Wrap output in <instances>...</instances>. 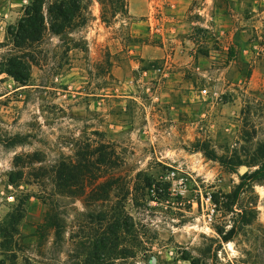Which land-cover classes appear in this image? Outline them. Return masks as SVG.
Wrapping results in <instances>:
<instances>
[{"label":"rangeland","instance_id":"1","mask_svg":"<svg viewBox=\"0 0 264 264\" xmlns=\"http://www.w3.org/2000/svg\"><path fill=\"white\" fill-rule=\"evenodd\" d=\"M31 1L0 0V60ZM54 1L28 83L0 73V260L69 264L106 211L133 218L124 264H264V175L237 190L264 143V0L185 22L179 0H81L60 33Z\"/></svg>","mask_w":264,"mask_h":264},{"label":"trees","instance_id":"2","mask_svg":"<svg viewBox=\"0 0 264 264\" xmlns=\"http://www.w3.org/2000/svg\"><path fill=\"white\" fill-rule=\"evenodd\" d=\"M115 9L126 6L127 0H108ZM45 0H32L26 6L23 16L17 21V24L9 29V40L13 45V50L6 57L0 60V73L6 72L20 84H27L30 78V65L33 61L32 55H29L30 47L39 42L43 37L46 29V17L43 11ZM102 5L105 4L101 0ZM81 0H55L49 9L53 15L51 19V30L60 33L73 19V7L79 8ZM104 17V15H102ZM258 165L248 177L241 175V182L237 186V190L245 183L246 180H261L264 175V143L258 147ZM221 162L222 165L229 167V161L218 156H213ZM69 164L62 162L58 170L59 181L63 184L76 182L75 175L70 174ZM22 215L19 214L15 222H19ZM89 222L95 223L96 228L89 229V232L81 238V246L85 239H89L87 250H81L74 253V260L69 264H124L129 258H133L138 253V245L136 241L128 243L124 240L125 235H134V221L132 216L126 213L110 215L106 211H102L96 215H89ZM14 222V223H15ZM11 226V237L19 234L16 224ZM133 240V239H132ZM6 257L0 260V264H40L34 263L29 257L18 255L17 249L6 248Z\"/></svg>","mask_w":264,"mask_h":264},{"label":"crops","instance_id":"3","mask_svg":"<svg viewBox=\"0 0 264 264\" xmlns=\"http://www.w3.org/2000/svg\"><path fill=\"white\" fill-rule=\"evenodd\" d=\"M205 1H206V3H203L204 5L203 4L200 5V3L203 2V0H198L197 2H195L197 4L194 5V8L196 10H199L200 12H205V15H206L207 19L209 18V16L214 17V12L209 13V6H210V4L212 6V4L214 3V0H205ZM191 3H192V0H179L177 2L178 16H180V20L182 22L186 21V19H185L186 17L188 18V15H189L188 13H190L189 8L191 6ZM192 5H193V3H192ZM211 8H213V6ZM132 11H133L132 8H130V13H132ZM148 20H149V23L152 21V18H151L150 15H149V19ZM195 20H197V19H195ZM182 26H183V24H181V27Z\"/></svg>","mask_w":264,"mask_h":264}]
</instances>
